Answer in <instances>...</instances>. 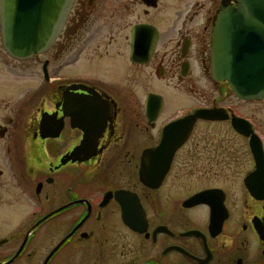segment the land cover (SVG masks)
<instances>
[{
    "label": "flooded vegetation",
    "instance_id": "1",
    "mask_svg": "<svg viewBox=\"0 0 264 264\" xmlns=\"http://www.w3.org/2000/svg\"><path fill=\"white\" fill-rule=\"evenodd\" d=\"M220 4L74 0L47 97L10 96L0 30V264H264V98L213 76Z\"/></svg>",
    "mask_w": 264,
    "mask_h": 264
},
{
    "label": "water",
    "instance_id": "2",
    "mask_svg": "<svg viewBox=\"0 0 264 264\" xmlns=\"http://www.w3.org/2000/svg\"><path fill=\"white\" fill-rule=\"evenodd\" d=\"M73 2L0 0V30L5 51L12 58L27 60L49 50ZM211 56L213 76L228 81L236 96L264 98V0H234V3L221 0L213 26ZM44 70L47 74V62ZM203 113L193 109L179 122L188 132ZM195 199L197 194L191 201Z\"/></svg>",
    "mask_w": 264,
    "mask_h": 264
},
{
    "label": "rangeland",
    "instance_id": "3",
    "mask_svg": "<svg viewBox=\"0 0 264 264\" xmlns=\"http://www.w3.org/2000/svg\"><path fill=\"white\" fill-rule=\"evenodd\" d=\"M48 57H50V53H46L38 57L35 56L32 59H28L24 61L13 60L11 57H9L11 68L8 72L9 77H7V80L9 81L11 97L20 96L24 91H26L28 86H31L32 84L33 85L35 84V86H38L39 88L42 87V92H43L42 96L47 97V89L44 88L45 83L42 77H40L39 72L41 73V69H40L41 61L44 58H48ZM14 65L24 67L25 70L22 71L21 69L20 71L21 74L19 75L17 74V72H14L12 70V66ZM1 80L2 77L0 73V82ZM32 88H34V86L31 87V89ZM189 187L190 188L197 187L195 180H191Z\"/></svg>",
    "mask_w": 264,
    "mask_h": 264
}]
</instances>
